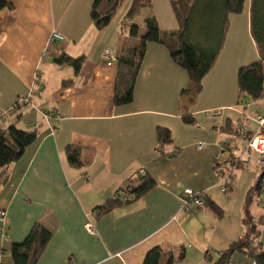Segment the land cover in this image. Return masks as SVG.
<instances>
[{
	"label": "crops",
	"instance_id": "0c3cea01",
	"mask_svg": "<svg viewBox=\"0 0 264 264\" xmlns=\"http://www.w3.org/2000/svg\"><path fill=\"white\" fill-rule=\"evenodd\" d=\"M7 1L12 7L0 10V130L14 124L36 130L37 138L8 165L0 183V208L6 210L0 228L8 235L0 230V264H15L12 243L22 241L35 222L52 231L36 264H143L154 246L175 254L183 246L185 258L173 264H212L245 236L247 215L257 225L255 241L264 247V205L258 202L264 186L255 193L256 205H245L249 190L259 184V169L238 170L232 191L225 193L213 165L232 124L242 116L247 123L246 113L264 112L258 102L238 103V70L259 58L251 0L229 14L222 47L199 93L188 88V72L167 47L148 42L131 102L115 96L118 60L103 57L105 48L119 55L138 40L122 27L131 0L120 24L113 27V17L103 28L91 19L94 0ZM142 9H147L142 18L154 15L162 30L179 28L172 0H152ZM55 31L64 38H54L45 56ZM63 54L83 57L78 73L56 62ZM63 80L73 83L62 88ZM27 95L31 101L17 105ZM213 109L222 114L207 115ZM187 114L192 122L184 119ZM158 126L171 130V142L158 144ZM69 145L79 148L81 166L68 161ZM145 175L155 185L140 197L103 214L95 211L117 193L123 196L126 181ZM186 187L204 191L203 208L183 210ZM210 202L222 209L221 216ZM232 264L257 263L239 250Z\"/></svg>",
	"mask_w": 264,
	"mask_h": 264
},
{
	"label": "trees",
	"instance_id": "16d2710c",
	"mask_svg": "<svg viewBox=\"0 0 264 264\" xmlns=\"http://www.w3.org/2000/svg\"><path fill=\"white\" fill-rule=\"evenodd\" d=\"M122 0H94L91 8V19L97 28L107 26L115 16ZM245 0H172L173 8L179 20V28L162 30L154 15L143 19L141 26L137 22H129L128 19L136 15L142 8L150 7L152 0H131L125 13L122 27L127 28L131 36L137 37L135 44L124 47L117 55L118 75L115 86V96L119 101L131 102L134 98V88L141 65L145 58L148 42H158L165 45L175 62L186 69L189 75L188 88L197 94L202 90L203 79L213 66L222 47L229 14L240 12ZM4 7H12L7 0H0V10ZM251 27L252 34L259 49V58L243 65L238 70V103L251 100L257 102L264 96V0H251ZM83 57H71L63 54L56 59L58 64H70L76 73L81 69ZM72 80H63L62 88L71 85ZM25 103V102H24ZM21 103H17L19 105ZM184 119L192 122V116L184 115ZM245 118L240 117L237 124L229 129L228 137L232 138L226 158L218 164L213 162L215 170L222 172L226 177V191L231 192L237 171L242 166L237 164L232 167L234 150L242 149L248 138L258 124L251 125V119L247 122L251 129L243 132L241 124ZM37 138L36 130L18 128L11 125L6 132L0 130V183L6 177L8 165L21 158L25 149ZM157 140L160 146L172 141V133L168 127L158 126ZM226 150V151H227ZM68 161L75 166H81L80 150L73 145L67 147ZM260 174L264 167L259 169ZM259 174V175H260ZM135 185L133 182L140 180ZM264 178L261 183L253 186L246 197L245 205L248 207L253 201V196L261 192ZM155 185V180L148 175L126 181L120 190L122 195H115L95 207L98 214L110 211L124 201L130 202L144 194ZM226 192V193H227ZM258 202L264 205V197ZM209 205L218 215H222V209L210 202ZM248 212V211H246ZM248 230L245 236L234 240L230 245L219 252V257L212 264H232L234 252L242 250L251 254L257 264H264V247L255 241L257 237V225L251 216L246 217ZM52 237V231L39 222H35L29 233L20 242H13L11 255L15 264H36ZM185 248L182 246L177 254L172 250H166L161 246L149 249L144 257L143 264H173L176 260L185 258Z\"/></svg>",
	"mask_w": 264,
	"mask_h": 264
},
{
	"label": "built area",
	"instance_id": "2783aa9c",
	"mask_svg": "<svg viewBox=\"0 0 264 264\" xmlns=\"http://www.w3.org/2000/svg\"><path fill=\"white\" fill-rule=\"evenodd\" d=\"M54 38H61L63 39L64 36L59 32H54L52 36L50 37L45 50L44 55L48 56L51 53V47H52V40ZM103 57L107 61H113L116 60L117 55L113 52L110 48H105L103 51ZM264 101V96L261 99ZM27 101H31L30 95L19 97L17 103H24ZM207 115L211 117L219 116L222 114V109H213L206 111ZM246 120L249 121V119L255 121L258 126L254 129L252 134L246 138L245 140V146L242 149L234 150V156H233V163L232 167L239 164L242 166V169H252L254 167H257L258 169L264 167V112H256L252 116L249 113L245 114ZM241 127L243 129V132H248L249 129H251L250 125L246 122L241 124ZM232 144V138L226 137L224 140H222L219 143L220 150L217 155H215L213 162L220 163L222 159L226 158V154L229 153L227 150L229 145ZM203 145V141H199V146ZM227 150V151H226ZM219 177L220 182L222 185V190L226 193V177L222 176V172L219 171ZM229 193V192H227ZM182 198V206L183 210L186 212L196 211L200 208H203L206 205V195L203 190H195L191 187H186L183 189L181 193ZM6 216V210L3 208H0V218L4 219ZM87 228L91 233H94V228L90 222L87 223ZM4 227L2 226L0 230H2L3 234L5 236H8L6 233H4Z\"/></svg>",
	"mask_w": 264,
	"mask_h": 264
},
{
	"label": "rangeland",
	"instance_id": "374dc122",
	"mask_svg": "<svg viewBox=\"0 0 264 264\" xmlns=\"http://www.w3.org/2000/svg\"><path fill=\"white\" fill-rule=\"evenodd\" d=\"M128 1L129 0H122V3L119 6V8L117 9V12H116V14L114 16V20H113L114 22L112 24V25H114L113 27H117L120 24V21L122 20L123 15H124V13L126 11V8H127V5H128ZM146 12H147V9L146 10L142 9L140 14H137L132 21H134V22H142V19H143L142 16ZM43 84H44V87H45L44 90L46 91V89L49 88L50 85H48L46 83V81L44 83H42V85ZM257 102H258V104H260V106H262V108H264V104L261 101H257ZM251 123L253 125L255 124L252 120H251ZM259 174H260V171L257 173V178H258ZM256 195H258V194H256ZM251 204H252V208L254 207V205H256V197H255V195L253 196V201L251 202Z\"/></svg>",
	"mask_w": 264,
	"mask_h": 264
},
{
	"label": "water",
	"instance_id": "95a60500",
	"mask_svg": "<svg viewBox=\"0 0 264 264\" xmlns=\"http://www.w3.org/2000/svg\"><path fill=\"white\" fill-rule=\"evenodd\" d=\"M263 178H264V172H262V173L259 175V183L262 182Z\"/></svg>",
	"mask_w": 264,
	"mask_h": 264
}]
</instances>
